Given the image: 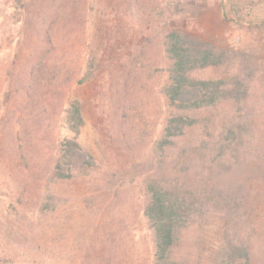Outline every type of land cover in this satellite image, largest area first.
Instances as JSON below:
<instances>
[{
	"label": "rangeland",
	"instance_id": "rangeland-1",
	"mask_svg": "<svg viewBox=\"0 0 264 264\" xmlns=\"http://www.w3.org/2000/svg\"><path fill=\"white\" fill-rule=\"evenodd\" d=\"M104 3L118 14L121 32L96 71L89 61L100 46L95 11ZM168 25L222 46L240 41L251 58L247 98L238 114L229 105L215 114L224 127L248 117L247 158L264 161V29L227 22L220 0H0V264H154L145 171L169 111L162 42ZM75 105L81 121L73 118ZM68 141L80 147L73 156L77 176L66 182L53 172ZM250 164L234 171L237 191L224 202L230 214H241L253 195ZM179 167L167 161L163 170ZM194 184L198 205L207 208L204 173ZM212 231L204 220L183 229L173 259H198Z\"/></svg>",
	"mask_w": 264,
	"mask_h": 264
},
{
	"label": "trees",
	"instance_id": "trees-1",
	"mask_svg": "<svg viewBox=\"0 0 264 264\" xmlns=\"http://www.w3.org/2000/svg\"><path fill=\"white\" fill-rule=\"evenodd\" d=\"M99 6L95 13L101 26L94 36L101 41L89 61L96 71L100 70L102 60H108L111 43L121 32L115 26L118 14L105 3ZM259 7H264V0H220L221 14L227 22L247 23L248 28L260 30L264 29V14L257 13ZM162 35L169 61L163 87L169 111L163 131L155 140L150 166L145 171L148 199L144 212L155 231L154 264H264V168L258 170L264 161L247 158V153H252L248 151L243 133V123L248 117L243 120L238 117L224 127L215 114L222 107L225 114L227 105L230 106L228 111L237 108L236 114L241 110L249 87L245 61L251 58L239 49L240 41L222 46L195 35L185 26H163ZM214 68L221 73L200 75L201 71ZM79 112L80 106L75 105L73 118L81 121ZM211 115L215 119H211ZM202 116L210 123L202 122ZM78 147V142L68 141L60 148L62 158L56 161L53 172L56 179L67 182L76 178L73 156ZM167 161H176L179 169L166 168L164 171ZM250 161L255 166L252 169L256 170L250 176L253 195L243 203L245 209L241 214H237V209L236 215L230 214L224 202L233 200L237 191L232 180L234 171L240 164L248 168L252 164ZM193 168L195 172L190 171ZM199 172L204 173L207 190L211 193L207 208L198 205L201 195L197 194L194 182ZM225 181L228 182L226 188ZM246 181L247 177L243 185ZM246 207L254 209L253 218L245 216ZM207 217L212 220L209 226ZM202 220L205 227L213 230L210 236L216 239L212 241L213 237L207 236L209 248L204 247L203 255L197 253L196 260L173 259L172 251L181 240L183 229L194 224L201 226ZM250 226L251 232H248Z\"/></svg>",
	"mask_w": 264,
	"mask_h": 264
}]
</instances>
